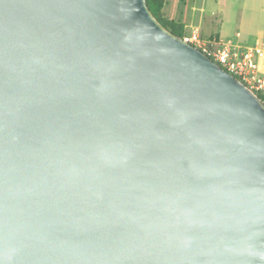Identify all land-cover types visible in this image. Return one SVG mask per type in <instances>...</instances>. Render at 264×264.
I'll return each instance as SVG.
<instances>
[{
  "label": "water",
  "instance_id": "water-1",
  "mask_svg": "<svg viewBox=\"0 0 264 264\" xmlns=\"http://www.w3.org/2000/svg\"><path fill=\"white\" fill-rule=\"evenodd\" d=\"M0 264H264V103L147 0H0Z\"/></svg>",
  "mask_w": 264,
  "mask_h": 264
},
{
  "label": "built area",
  "instance_id": "built-area-1",
  "mask_svg": "<svg viewBox=\"0 0 264 264\" xmlns=\"http://www.w3.org/2000/svg\"><path fill=\"white\" fill-rule=\"evenodd\" d=\"M181 38L237 77L252 92L264 95V46L261 43L243 42L238 32L234 36H206L199 27H193Z\"/></svg>",
  "mask_w": 264,
  "mask_h": 264
},
{
  "label": "crops",
  "instance_id": "crops-1",
  "mask_svg": "<svg viewBox=\"0 0 264 264\" xmlns=\"http://www.w3.org/2000/svg\"><path fill=\"white\" fill-rule=\"evenodd\" d=\"M198 0H164L162 14L165 18L179 23L185 32L193 27L187 25L195 17V6ZM224 7V6H223ZM226 7V5H225ZM231 14L235 15L237 31L233 34L204 33L206 36H234L240 34V40L252 44L259 42L264 46V0H229ZM196 27V26H194ZM223 28V22L221 29Z\"/></svg>",
  "mask_w": 264,
  "mask_h": 264
},
{
  "label": "rangeland",
  "instance_id": "rangeland-1",
  "mask_svg": "<svg viewBox=\"0 0 264 264\" xmlns=\"http://www.w3.org/2000/svg\"><path fill=\"white\" fill-rule=\"evenodd\" d=\"M228 3L229 0H198L195 6V17L187 25L199 27L206 34L235 33L238 29L237 21L235 15L230 13ZM222 22L223 28L221 29Z\"/></svg>",
  "mask_w": 264,
  "mask_h": 264
},
{
  "label": "trees",
  "instance_id": "trees-1",
  "mask_svg": "<svg viewBox=\"0 0 264 264\" xmlns=\"http://www.w3.org/2000/svg\"><path fill=\"white\" fill-rule=\"evenodd\" d=\"M164 0H147V4L154 14V16L171 32L175 33L176 35L182 37L185 33L184 28L181 24L174 22L173 20H169L165 18L162 14V7H163ZM257 96L263 101L264 103V95L257 94Z\"/></svg>",
  "mask_w": 264,
  "mask_h": 264
}]
</instances>
